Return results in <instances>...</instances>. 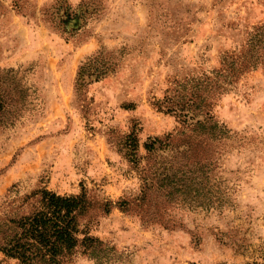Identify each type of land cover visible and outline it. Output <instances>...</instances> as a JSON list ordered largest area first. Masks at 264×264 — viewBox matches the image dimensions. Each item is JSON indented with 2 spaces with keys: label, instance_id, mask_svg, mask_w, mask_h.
Here are the masks:
<instances>
[{
  "label": "rangeland",
  "instance_id": "rangeland-1",
  "mask_svg": "<svg viewBox=\"0 0 264 264\" xmlns=\"http://www.w3.org/2000/svg\"><path fill=\"white\" fill-rule=\"evenodd\" d=\"M66 11H85L67 32L58 18ZM261 23L264 0H0V67L19 68L28 88L22 115L0 126V219L31 211L44 187L77 194L84 185L113 201L137 195L128 135L145 155L150 136L179 128L153 102L174 79L218 67ZM99 51L115 70L77 92L82 62ZM215 113L231 137L218 148L209 192L196 194L213 206L172 208L170 227L96 210L89 226L105 256L78 252L66 264H264V69ZM0 264L20 263L0 252Z\"/></svg>",
  "mask_w": 264,
  "mask_h": 264
},
{
  "label": "trees",
  "instance_id": "trees-1",
  "mask_svg": "<svg viewBox=\"0 0 264 264\" xmlns=\"http://www.w3.org/2000/svg\"><path fill=\"white\" fill-rule=\"evenodd\" d=\"M84 13L66 11L58 18H64L67 32L70 23L81 21ZM102 53L82 62L77 92L115 70L117 61ZM259 68L264 69V23L253 26L240 46L224 52L218 67L174 79L165 95L153 102L159 111L175 116L179 128L163 136H150L143 144L145 155L140 153L138 136L128 135L131 151L126 156L141 181L137 195L113 201L84 185L77 194L44 187L33 194L36 200L31 211L0 219V252L20 264H66L78 252L99 260L108 247L90 230L96 210L106 214L118 207L139 216L144 225L170 227L174 226L169 215L172 208L186 203L212 207V197L196 194L206 188L209 192L218 148L231 137V129L218 119L215 108L247 74ZM27 89L19 68L0 67V126L11 125L22 115Z\"/></svg>",
  "mask_w": 264,
  "mask_h": 264
}]
</instances>
